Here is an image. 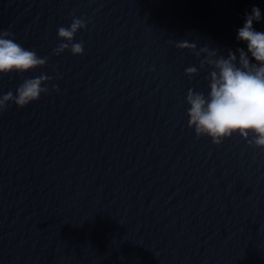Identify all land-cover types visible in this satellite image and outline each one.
<instances>
[{"label": "water", "instance_id": "95a60500", "mask_svg": "<svg viewBox=\"0 0 264 264\" xmlns=\"http://www.w3.org/2000/svg\"><path fill=\"white\" fill-rule=\"evenodd\" d=\"M253 6L264 32V0H0V30L47 57L0 94L52 77L0 112V264H264V151L188 127L212 66L176 47L246 49ZM74 16L84 52L57 55Z\"/></svg>", "mask_w": 264, "mask_h": 264}, {"label": "clouds", "instance_id": "9594fccd", "mask_svg": "<svg viewBox=\"0 0 264 264\" xmlns=\"http://www.w3.org/2000/svg\"><path fill=\"white\" fill-rule=\"evenodd\" d=\"M260 20L258 6H253L251 14L245 13V22L237 30L236 38L246 44V49H229L226 57L218 55V48L204 46L197 51L195 43L181 41L176 44L178 48L193 50L198 57L206 53L200 67L212 66L207 95L191 88L186 95V102L190 105L187 124L194 128L197 137L208 136L214 144H220L238 133L249 145L264 151V32L253 27V21ZM85 27V20L75 16L69 26H60L57 36L62 42L53 52L58 55L67 49L73 55L83 54V41H73L75 34ZM13 36L8 30H0V74L24 73L46 64L47 57H40L36 51L22 47L14 38H9ZM198 71L195 66L185 69L189 77ZM51 79L42 73L24 79L15 94L11 90L0 94V112L5 111L10 103L24 107L38 100L41 94H48L46 82ZM52 87L59 91L55 85Z\"/></svg>", "mask_w": 264, "mask_h": 264}]
</instances>
